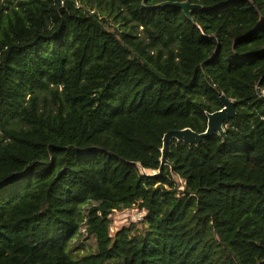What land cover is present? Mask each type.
I'll return each mask as SVG.
<instances>
[{
	"label": "trees",
	"instance_id": "obj_1",
	"mask_svg": "<svg viewBox=\"0 0 264 264\" xmlns=\"http://www.w3.org/2000/svg\"><path fill=\"white\" fill-rule=\"evenodd\" d=\"M258 85L264 0H0V264H264Z\"/></svg>",
	"mask_w": 264,
	"mask_h": 264
},
{
	"label": "water",
	"instance_id": "obj_2",
	"mask_svg": "<svg viewBox=\"0 0 264 264\" xmlns=\"http://www.w3.org/2000/svg\"><path fill=\"white\" fill-rule=\"evenodd\" d=\"M158 7H173L181 9L190 21H193L191 16L192 11L203 9L200 5H194L189 2H165L163 4H160ZM257 94L264 98V93L260 90V85H258ZM219 99L222 104V109L214 113L207 114L208 124L207 130L204 133H196L189 128L179 131L168 132L163 139L160 170L148 173L145 169H142L143 174L153 178H158L162 176L164 167L170 165L167 160V156L169 152L170 143L173 140L183 142L191 146H199L204 142V140L211 138L215 134H219L224 139L226 134L225 127L231 120H234L236 118L237 112L234 101L226 98L225 95H220Z\"/></svg>",
	"mask_w": 264,
	"mask_h": 264
},
{
	"label": "rangeland",
	"instance_id": "obj_3",
	"mask_svg": "<svg viewBox=\"0 0 264 264\" xmlns=\"http://www.w3.org/2000/svg\"><path fill=\"white\" fill-rule=\"evenodd\" d=\"M138 31L140 32L141 30H138ZM177 182L179 184L183 183L181 180H178V179H177ZM143 218H144V214L140 212L137 208L115 211L110 216V220H111L110 234L112 236H115L117 232L123 231L124 229H128L132 225L139 224L143 220ZM91 244H92L91 240L84 241L83 247H82L83 249L81 253L85 254V252L90 251ZM77 248H81V245H79Z\"/></svg>",
	"mask_w": 264,
	"mask_h": 264
}]
</instances>
